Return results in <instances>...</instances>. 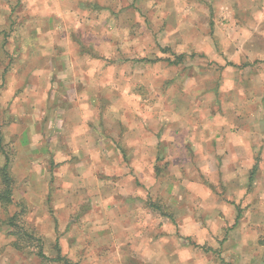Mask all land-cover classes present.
<instances>
[{"label":"clouds","instance_id":"1","mask_svg":"<svg viewBox=\"0 0 264 264\" xmlns=\"http://www.w3.org/2000/svg\"><path fill=\"white\" fill-rule=\"evenodd\" d=\"M0 264H264V0H0Z\"/></svg>","mask_w":264,"mask_h":264}]
</instances>
